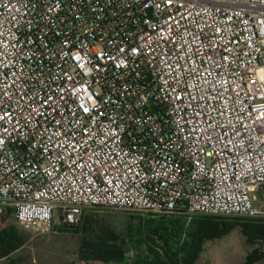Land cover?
Masks as SVG:
<instances>
[{"label":"built area","instance_id":"obj_1","mask_svg":"<svg viewBox=\"0 0 264 264\" xmlns=\"http://www.w3.org/2000/svg\"><path fill=\"white\" fill-rule=\"evenodd\" d=\"M264 0H0V208L264 218Z\"/></svg>","mask_w":264,"mask_h":264},{"label":"trees","instance_id":"obj_2","mask_svg":"<svg viewBox=\"0 0 264 264\" xmlns=\"http://www.w3.org/2000/svg\"><path fill=\"white\" fill-rule=\"evenodd\" d=\"M101 210L106 209H87L79 225L61 224L58 227L61 232L82 236L79 246L81 261L105 264H202L206 243L221 240L233 231L240 230L251 246L264 242V221L190 215L186 210L162 215L128 212L130 218L122 220L115 215L100 214ZM8 212L13 214L12 209H8ZM119 226L120 230L117 229ZM27 240L28 237L15 224L11 225L0 234V259L10 258L25 246ZM262 261L264 251L257 248L244 264Z\"/></svg>","mask_w":264,"mask_h":264},{"label":"rangeland","instance_id":"obj_3","mask_svg":"<svg viewBox=\"0 0 264 264\" xmlns=\"http://www.w3.org/2000/svg\"><path fill=\"white\" fill-rule=\"evenodd\" d=\"M252 197L259 208L264 210V190L253 193ZM255 207L258 208L256 205ZM96 212L99 211L97 210ZM100 214L115 215L122 220H128L130 218L128 212L118 210H101ZM133 215L143 216V214ZM225 218L232 219L238 217ZM13 224L21 230L24 236L28 237V240L25 246L11 255L10 258L5 260L0 259V264H105L101 262L88 263L80 260L79 246L82 236L72 232L59 231L58 227L60 226V222L58 215H56V228L52 234L47 236H34L23 231L18 226L15 222L14 214H9L8 209H4L3 211L1 209L0 234L7 231ZM117 229L120 230L121 226ZM226 244H231V249H226L224 247ZM254 248L255 246H251L248 243L247 237L240 230H236L221 240L207 242L201 263L209 264L208 261H212V264H238L239 262V264H243L247 261V258L253 252ZM231 252L233 255H231Z\"/></svg>","mask_w":264,"mask_h":264},{"label":"crops","instance_id":"obj_4","mask_svg":"<svg viewBox=\"0 0 264 264\" xmlns=\"http://www.w3.org/2000/svg\"><path fill=\"white\" fill-rule=\"evenodd\" d=\"M264 190V186L263 187H261V188H258L256 191H255V193H257V192H261V191H263ZM255 201V200H254ZM255 203V205L258 207L257 209L259 210V212L260 213H264V210L263 209H260L259 208V206L256 204V202H254ZM2 209V211L4 210L3 208H0V210ZM250 220H255V221H264V218H259V219H250ZM242 244V243H241ZM227 245V246H226ZM224 247H226V249L227 248H230V245L231 244H226ZM243 245H244V243H243ZM257 248H261L263 251H264V242H262V243H259V244H257L256 246H255V248H254V250L255 249H257ZM231 249V248H230ZM236 253V252H235ZM231 255H233V253L231 252ZM226 257H227V253H226ZM223 259H225V258H223ZM208 260H209V258H208ZM209 262V264H212L210 261H208ZM240 263V262H239ZM238 263V264H239ZM264 263V261H262V262H259V263H256V264H263ZM244 264V263H243Z\"/></svg>","mask_w":264,"mask_h":264}]
</instances>
